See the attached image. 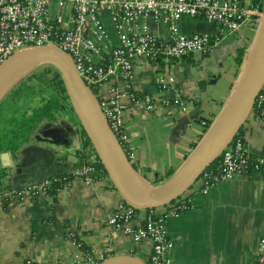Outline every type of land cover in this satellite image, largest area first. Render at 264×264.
Segmentation results:
<instances>
[{
    "label": "crops",
    "instance_id": "1",
    "mask_svg": "<svg viewBox=\"0 0 264 264\" xmlns=\"http://www.w3.org/2000/svg\"><path fill=\"white\" fill-rule=\"evenodd\" d=\"M262 17L230 33L202 17L182 16L181 33L218 35L211 49L180 58L138 60L129 88L117 83V104L134 152L132 161L126 157L141 189L154 190L175 176L217 123L250 63ZM104 21L110 41L101 45L108 51L117 36L109 18ZM147 27L158 35L166 33L161 22L150 20ZM160 75L165 79L162 83ZM106 94L103 88L101 95ZM73 114L74 118L64 114L62 119L43 120L2 156L10 187L67 173L80 164L85 146L75 109ZM241 136L250 152L264 153V118L252 110ZM182 195L190 199L191 207L166 220L173 241L170 256L177 264H256L258 240L264 235L263 174L220 181L206 194L200 192L197 178ZM121 201L109 178L100 176L90 183L72 178L48 195L5 204L0 199V264H24L27 259L40 264L80 261L85 255L79 241L95 262L121 255L146 260L149 239L134 243L130 234L107 224ZM162 210L163 205L154 208ZM149 212L135 210L132 226L143 225Z\"/></svg>",
    "mask_w": 264,
    "mask_h": 264
},
{
    "label": "built area",
    "instance_id": "2",
    "mask_svg": "<svg viewBox=\"0 0 264 264\" xmlns=\"http://www.w3.org/2000/svg\"><path fill=\"white\" fill-rule=\"evenodd\" d=\"M263 11L264 0H0V65L15 51L26 47L53 45L65 52L83 82L95 94L114 135L132 161L133 148L117 104L120 96L117 83L129 88L138 60L180 58L211 49L218 35L201 31L189 35L181 33L178 20L182 16L202 17L231 33L254 17L263 16ZM104 17L109 18L117 36L108 51L101 45L110 41ZM150 20L163 23L166 33L158 35L149 30L147 22ZM157 78L160 83L165 80L163 75ZM168 79L172 81L173 77ZM103 88L107 91L105 96L101 95ZM144 100L148 101L149 97ZM252 110L264 118V86L256 95ZM244 142L242 136L234 137L215 167L199 175L201 193H208L220 181L252 172L264 175V153L250 152ZM99 163L94 146L89 142L80 164L67 174L71 179L80 178L86 183L99 176L108 178ZM53 178L11 186L0 193L1 202L48 195L47 188ZM191 205L190 199L181 195L163 205L162 211H150L143 225L133 227L135 209L122 200L108 215L107 224L130 234L134 243L149 239L151 251L144 260L148 264H177L170 256L173 241L168 235L166 220L179 216ZM83 254L80 261L55 264L97 263L88 251ZM24 264L40 263L27 259ZM256 264H264V235L258 240Z\"/></svg>",
    "mask_w": 264,
    "mask_h": 264
},
{
    "label": "water",
    "instance_id": "3",
    "mask_svg": "<svg viewBox=\"0 0 264 264\" xmlns=\"http://www.w3.org/2000/svg\"><path fill=\"white\" fill-rule=\"evenodd\" d=\"M44 63L54 64L63 74L71 105L89 135L97 157L120 198L135 210L165 205L181 196L231 143L253 109L264 86V11L260 35L250 63L234 95L217 123L182 169L162 186L145 191L134 179L128 158L114 135L100 104L69 56L53 45L15 51L0 65V96L10 81L24 70ZM96 264H148L136 256H113Z\"/></svg>",
    "mask_w": 264,
    "mask_h": 264
},
{
    "label": "trees",
    "instance_id": "4",
    "mask_svg": "<svg viewBox=\"0 0 264 264\" xmlns=\"http://www.w3.org/2000/svg\"><path fill=\"white\" fill-rule=\"evenodd\" d=\"M27 79L35 81L30 84L19 83L12 86L6 94L4 103L2 102L4 97L0 100V189L10 188L6 183L7 169L1 165V160H4L2 156L24 141L43 120H54L60 116V113L69 114L72 117L74 115L65 79L54 64H41L27 75ZM130 92L135 96L134 90L130 89ZM75 123L80 126L83 145L86 147L90 142L89 135L76 116ZM237 136H241V129ZM219 160L220 157L208 169L214 168ZM99 167L103 168L101 163ZM70 179L71 176L66 172L55 175L47 191L56 193ZM147 209L154 210V208ZM78 244L83 251H87L80 241Z\"/></svg>",
    "mask_w": 264,
    "mask_h": 264
},
{
    "label": "rangeland",
    "instance_id": "5",
    "mask_svg": "<svg viewBox=\"0 0 264 264\" xmlns=\"http://www.w3.org/2000/svg\"><path fill=\"white\" fill-rule=\"evenodd\" d=\"M188 56V55H187ZM40 65H37V66H33V67H30L26 70H24L23 72H21L20 74H18L14 79H12V81H10L9 85L7 86L6 90L1 94L0 96V100L3 98V103L5 101V98H6V94L8 93V91L12 88V86L16 85V84H19V83H22V84H30L32 82H34L35 80H26L27 78V75L28 74H31L33 71H35L37 69V67H39ZM60 116H58L59 119H62L63 116H65L64 114L60 113L59 114ZM71 116V115H70ZM18 145H16L15 147H17Z\"/></svg>",
    "mask_w": 264,
    "mask_h": 264
}]
</instances>
